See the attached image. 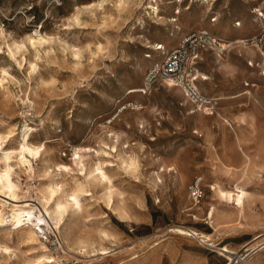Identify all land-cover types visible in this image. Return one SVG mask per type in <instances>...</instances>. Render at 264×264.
Returning <instances> with one entry per match:
<instances>
[{
	"label": "rangeland",
	"instance_id": "rangeland-1",
	"mask_svg": "<svg viewBox=\"0 0 264 264\" xmlns=\"http://www.w3.org/2000/svg\"><path fill=\"white\" fill-rule=\"evenodd\" d=\"M172 1L0 0L4 38L25 45L11 54L0 36V134L6 136L2 147L17 148L28 126L29 141L43 145L41 159L73 168L64 179L81 178L72 161L75 150L89 164L102 162L114 191L120 194L117 198L123 199L132 217L120 220L108 208L104 186L93 185L90 195L84 196L77 227L90 229L93 236L99 229L107 231L111 242L104 245L112 251L94 256L67 253L61 234L50 231L47 240L40 241H46L50 255L60 264L130 263L133 256L141 255L144 244L154 242L158 244L131 264H226L216 248H236L255 236L257 229L235 235L225 234L223 228L215 232L204 219L212 199L206 186L212 181L224 188L237 182L264 198V75L259 74L264 58L254 46L236 43L260 29L258 24H243L260 17L264 0H182L179 15ZM156 2L160 5L157 14L151 9ZM77 12L78 22L73 18ZM222 27L229 35L221 33ZM199 29H207L226 45L222 50L213 47L199 53L194 85L207 98L224 93L226 98L212 108L228 118L231 127L224 126L216 113H191L196 106L208 105L193 101L180 83L181 92L167 87L164 79L144 88L147 71L163 58L161 43L172 37L169 51L183 36ZM36 31L47 41L32 46L26 38ZM244 47L252 52L246 53ZM216 53L232 64V74L215 63ZM197 70L211 79L202 81ZM244 81L255 85L243 86ZM134 87L144 91L129 93ZM237 138L253 156L255 173L250 179L235 181L233 173L219 166L214 152L240 169ZM129 155L139 162L135 172L123 163L122 158ZM41 159L33 158L30 170L14 165L12 178L20 186V196L33 200L22 203L37 202L35 191L46 180L39 172ZM197 181L203 194L196 200L190 186ZM0 200L9 202L5 194H0ZM195 202L199 210L190 209ZM250 208L255 215L250 220L257 222L264 206L258 200ZM175 226L212 234L216 248L176 235L169 230ZM2 233L0 243L7 244L13 254L0 252V264H21L36 254L37 250L5 239ZM54 237L63 245L62 251Z\"/></svg>",
	"mask_w": 264,
	"mask_h": 264
},
{
	"label": "bare ground",
	"instance_id": "bare-ground-1",
	"mask_svg": "<svg viewBox=\"0 0 264 264\" xmlns=\"http://www.w3.org/2000/svg\"><path fill=\"white\" fill-rule=\"evenodd\" d=\"M203 1L207 2L208 0ZM173 3L177 7L174 13L179 15L182 9V0H174L172 1V4ZM159 7V2H156L155 5H151L152 12L157 14ZM256 10H258V8ZM258 13H260V17H254L250 23H244L243 26L258 24V26L264 27V12L259 11ZM78 14H80V12H77L75 17H73L77 22L80 19ZM173 20L176 22L177 18H173L172 21ZM237 23L238 26L242 25L241 22ZM205 25L209 24L205 23ZM210 26L214 27L213 24H210ZM176 29L177 31H181L179 25L176 26ZM4 34L5 33L1 28L0 36L3 37V39H6L4 38ZM171 40L172 37L161 43L160 47L162 50L160 52L162 54L166 53L169 48L173 47L172 44H169V41ZM26 41L34 46L35 44L44 43L47 41V38L36 31L34 34L28 35ZM236 43L244 45V40L238 38ZM6 46L11 54L21 51L23 47L25 48L23 42L18 43L15 42V40L8 42L7 39ZM246 48L247 47H244L245 52L250 54L252 51ZM76 54H78V51ZM240 55L241 54H238V56ZM213 57L217 65L225 67L227 71L232 74L234 68L230 62L225 61L221 54L218 53ZM260 65L262 67V73L260 72L259 74L264 75V61H260ZM34 66L36 65L34 64L32 68H34ZM236 66L237 65H235V69ZM196 72L201 76L202 81L211 79L208 74H204L198 70ZM194 79L196 80L197 76H195ZM164 83L167 87H173L175 90L181 92V86L174 80L164 79ZM244 85L254 86L255 84H250L249 82L244 81L243 86ZM140 91L141 88L139 87L129 89V93ZM245 92L249 91L246 90ZM183 95L185 96L186 93H183ZM208 97L214 100V104L218 103L216 102L217 100L226 98L223 92L219 94H208ZM211 108L212 107L207 106H196V108L194 107L190 112H199L201 116H210L216 113L217 116L220 117V121L224 126H232L228 118L216 111L215 106L212 109ZM29 133L30 127L27 126L21 132L17 148L2 147L6 136L0 134V194H5L6 198L9 200V202L6 200H0V231L3 232V238L15 239L16 243H24L27 244L31 250H37L36 254L33 255V258L29 257L28 260H24L21 264H60V261L57 258L50 255L51 252L49 253L43 243L46 242L45 240H47L48 232L50 231L61 234L64 243L63 245L66 247L67 253L73 252L88 256L105 255L110 253L112 249H110L109 246L104 245V242L110 241L107 231L99 229L96 231V236H93L90 229L84 228L83 230L77 227V221L82 219L81 215L84 209V196L90 195V188L95 184H101L104 186L108 208L111 209L120 220H130L131 216L123 203V199H121V197L119 199L117 198L120 194H116L114 191L111 176L105 170L103 163L99 161L95 164H89L84 160V155L78 150H75L72 161L76 166V170L80 172L81 178L71 176L68 180L64 179L63 176L70 175L73 168L60 163L52 164L45 158L41 159L43 145H35L31 143L29 141ZM227 138L230 139V137ZM113 148L115 147L113 146ZM237 148L240 156V169L232 167L233 164H229L228 161L217 152H214V158L218 161L219 166L224 172H230L236 176L235 181L250 179L253 173H255V171H253V156L241 146V142L238 138ZM33 158H39L43 162L39 172L42 177L46 178V180H44L35 191V200H37V202H34L33 204H30L31 202L22 203L23 201L29 202L33 200L31 197L20 196L18 192L20 186L17 182L13 181L12 173L14 165H18L25 170H30L32 168L31 161ZM122 159L126 168L135 172L139 165L136 157L129 155ZM27 165L28 167H26ZM166 170L170 171L171 167ZM31 173H34V169ZM206 187L208 188V192L212 199L207 202L204 220H206L215 232L219 228H223L222 231L227 235H235L240 231L248 229H257L252 240L238 244L236 248L230 245L216 248V243L212 234L203 233L193 228L176 226L169 230L176 235L186 238H194L209 247L216 248L214 251H216L218 255L224 257L226 260L229 259L228 264H231L234 259H237L236 262H239V264H264V212L259 215V220L257 222L250 220L251 218H255V215L250 208V204L259 200L262 206H264V198H258L257 191L247 190L244 188L243 184L237 182H235L230 188H224L215 180L208 183ZM197 203L198 202H195L190 209L199 210L200 207L197 206ZM192 215L195 218L197 216L195 213H192ZM40 238L45 240L40 241ZM54 238L56 245L61 249L63 245L61 246L58 237ZM157 244L158 243L156 242L152 245L149 243L144 244L141 255L133 256L131 262L135 261L140 256H145L151 248ZM3 251L7 252V255L9 256L13 254V251L10 250L4 242L0 243V252ZM241 258L244 259L240 261ZM131 262H119V264H131Z\"/></svg>",
	"mask_w": 264,
	"mask_h": 264
},
{
	"label": "built area",
	"instance_id": "built-area-1",
	"mask_svg": "<svg viewBox=\"0 0 264 264\" xmlns=\"http://www.w3.org/2000/svg\"><path fill=\"white\" fill-rule=\"evenodd\" d=\"M211 20H215V17ZM244 42L257 48L261 57L264 58V27H260L256 33L244 39ZM224 45L226 44L222 42L221 38L207 29H199L183 36L174 48L164 53L159 63H155L150 67L144 79V88H149L158 79H171L183 85L193 101L212 107L215 103L214 100L201 95L194 85V67L202 50L213 47L222 50ZM160 48L158 47V49ZM141 91H144V89L142 88ZM190 192L193 199L197 200L202 197L203 191L199 186V181L190 186ZM244 258H241L240 261ZM236 261L237 259H234L231 264H239ZM228 262L229 259L226 264Z\"/></svg>",
	"mask_w": 264,
	"mask_h": 264
},
{
	"label": "crops",
	"instance_id": "crops-1",
	"mask_svg": "<svg viewBox=\"0 0 264 264\" xmlns=\"http://www.w3.org/2000/svg\"><path fill=\"white\" fill-rule=\"evenodd\" d=\"M224 27H222V29H220V31H221V33L223 34V35H225V36H227V35H229V34H226V32H223V30L225 29H223ZM228 28V27H227ZM229 244H233V245H235V242H228ZM235 247V246H234Z\"/></svg>",
	"mask_w": 264,
	"mask_h": 264
}]
</instances>
